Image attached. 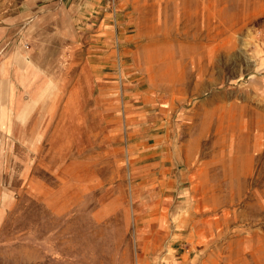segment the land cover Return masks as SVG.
<instances>
[{"label":"rangeland","instance_id":"1","mask_svg":"<svg viewBox=\"0 0 264 264\" xmlns=\"http://www.w3.org/2000/svg\"><path fill=\"white\" fill-rule=\"evenodd\" d=\"M41 1L0 264H264V0Z\"/></svg>","mask_w":264,"mask_h":264},{"label":"crops","instance_id":"2","mask_svg":"<svg viewBox=\"0 0 264 264\" xmlns=\"http://www.w3.org/2000/svg\"><path fill=\"white\" fill-rule=\"evenodd\" d=\"M41 0H0V64L3 69L0 70V97L5 96L6 87L11 86L15 80L19 86L10 92L12 101L0 106V129L10 136L17 129H32L35 127L36 111L35 106L22 104V96L28 93L21 86L31 79L30 72H22L9 69L5 72V65L12 59L14 63H20L22 56L20 52L13 54L12 58L7 53L11 47L10 33L21 31V25L15 26L11 24L12 17L19 18L21 23L28 17L39 16L42 12ZM15 29V30H14ZM19 48H21L19 46ZM5 204H0V208H4Z\"/></svg>","mask_w":264,"mask_h":264}]
</instances>
